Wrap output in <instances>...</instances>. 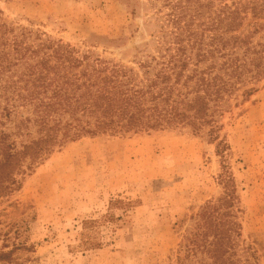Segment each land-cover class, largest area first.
<instances>
[{"label": "rangeland", "instance_id": "obj_1", "mask_svg": "<svg viewBox=\"0 0 264 264\" xmlns=\"http://www.w3.org/2000/svg\"><path fill=\"white\" fill-rule=\"evenodd\" d=\"M132 3L136 13L128 0H0V9L7 22L137 67L162 34L161 13L146 0ZM256 86L233 97L215 141L206 129L177 127L85 135L56 147L0 197V249L23 245L15 261L0 264H179L194 214L224 192V169L240 199V247H252L250 264H264V79Z\"/></svg>", "mask_w": 264, "mask_h": 264}, {"label": "trees", "instance_id": "obj_2", "mask_svg": "<svg viewBox=\"0 0 264 264\" xmlns=\"http://www.w3.org/2000/svg\"><path fill=\"white\" fill-rule=\"evenodd\" d=\"M146 4L161 13L162 34L135 59L137 67L7 22L0 9V197L20 187L18 175L56 147L85 135L180 127L206 129L215 141L233 97L257 91L264 79V34L256 38L264 0ZM227 146L219 141L221 155ZM221 180L224 192L194 214L179 264H250L252 247H240L235 178L224 169ZM12 245L3 243L0 262L15 261L23 245Z\"/></svg>", "mask_w": 264, "mask_h": 264}]
</instances>
